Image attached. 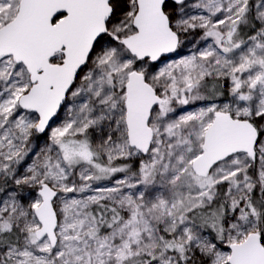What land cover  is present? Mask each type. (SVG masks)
I'll list each match as a JSON object with an SVG mask.
<instances>
[{"label": "snow or ice", "instance_id": "6c2138e0", "mask_svg": "<svg viewBox=\"0 0 264 264\" xmlns=\"http://www.w3.org/2000/svg\"><path fill=\"white\" fill-rule=\"evenodd\" d=\"M0 264H264V0H0Z\"/></svg>", "mask_w": 264, "mask_h": 264}, {"label": "rangeland", "instance_id": "374dc122", "mask_svg": "<svg viewBox=\"0 0 264 264\" xmlns=\"http://www.w3.org/2000/svg\"><path fill=\"white\" fill-rule=\"evenodd\" d=\"M187 2L191 4V3H195L196 0H187ZM187 10H188V11H191V12H193V13H195V12L197 11V10H194V9H191V8H189V9H187ZM198 37H199V33H198V32H197V33H190L188 39H189V41H194V40L198 39ZM194 50H195V49H192V48H190V47H188V48H184V49L181 50V54H182V55L191 54V51H194ZM175 58H177L176 54H172V56H171L170 59H175ZM168 62H170V60H169ZM157 66H159V65H157ZM206 103H207L206 101H196V102H194V103H192V104H189V105L185 106L184 108H179V107H178L177 110H176V112H175L174 114H172V115H173V116H179V115L182 114V112H184V111H191V110L198 109V108L204 106ZM64 116H65V112L62 110V111L59 113V118H58V119L55 118L56 123H57V124L60 123V122L63 120ZM54 126H55V125H54ZM90 131H91V137H90V138H91L95 143H99L102 133H100L99 131L94 130V129H93V130H90ZM45 141H46V136L40 139V144H41V146L45 143ZM28 163H31V160H30V159L27 160V161L25 162V164H22V165L20 166L19 171H20L21 173L24 171V168H25L26 164H28ZM118 175H122V174H118ZM104 183L107 184L108 182L106 181V182H104ZM13 187H14V186H13ZM31 191H32V190H31V189H28V188H25V189H24V192H25V193H27V192H31Z\"/></svg>", "mask_w": 264, "mask_h": 264}, {"label": "water", "instance_id": "95a60500", "mask_svg": "<svg viewBox=\"0 0 264 264\" xmlns=\"http://www.w3.org/2000/svg\"><path fill=\"white\" fill-rule=\"evenodd\" d=\"M55 119V118H54Z\"/></svg>", "mask_w": 264, "mask_h": 264}]
</instances>
